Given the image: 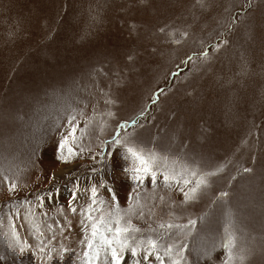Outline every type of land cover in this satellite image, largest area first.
Instances as JSON below:
<instances>
[{
  "label": "rangeland",
  "instance_id": "obj_1",
  "mask_svg": "<svg viewBox=\"0 0 264 264\" xmlns=\"http://www.w3.org/2000/svg\"><path fill=\"white\" fill-rule=\"evenodd\" d=\"M202 1L0 0V264H83L114 212L119 264H264V0Z\"/></svg>",
  "mask_w": 264,
  "mask_h": 264
},
{
  "label": "snow or ice",
  "instance_id": "obj_2",
  "mask_svg": "<svg viewBox=\"0 0 264 264\" xmlns=\"http://www.w3.org/2000/svg\"><path fill=\"white\" fill-rule=\"evenodd\" d=\"M76 128L73 127L70 134L72 139L75 140ZM67 148V153L69 156L74 155L73 149L71 146H68V138L65 137L61 140L60 149L64 150ZM127 152L130 157L137 163V167L134 171L138 173H143L152 176L153 183L155 184L156 173L153 171V167L156 163V157L154 155L145 156L142 151L137 150L135 147H128ZM63 159V155L60 157ZM245 171H249L245 169ZM174 178V177H172ZM164 179L167 182L170 177L165 174ZM185 184H188L189 181L185 179L183 181ZM205 181L203 179H198L196 181V187L191 189V193H195L197 189L203 185ZM185 197H189V193H185ZM190 224H194V221H189ZM114 225V226H113ZM91 238L87 242V250L84 252L83 264H99L101 257H108V254H111V264H119V255L118 250L122 251L124 248L128 247L129 237L127 233L129 232L131 225L124 227L121 225L119 216L114 212L113 217L110 219L101 218L98 222L92 224ZM161 227H164L161 225ZM169 228L173 225H168ZM136 231V229H132ZM148 244L151 246L152 250L155 251L158 247L155 240H149ZM223 248L227 251V259L224 261V264H229V261L232 259V248L233 241L229 238L226 242L223 243ZM184 247H187L186 245ZM165 255L170 256L173 252V246H168L165 250ZM133 255L136 254V249H132ZM148 257L145 256V259ZM157 259L161 261V264H164L163 258L157 256ZM183 260L182 250L178 253V258L172 260V264H181Z\"/></svg>",
  "mask_w": 264,
  "mask_h": 264
},
{
  "label": "bare ground",
  "instance_id": "obj_3",
  "mask_svg": "<svg viewBox=\"0 0 264 264\" xmlns=\"http://www.w3.org/2000/svg\"><path fill=\"white\" fill-rule=\"evenodd\" d=\"M203 1L205 2V0H203ZM203 1H202V2H203ZM201 5H202V4H201ZM138 126H139V125H138Z\"/></svg>",
  "mask_w": 264,
  "mask_h": 264
}]
</instances>
